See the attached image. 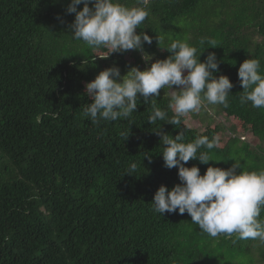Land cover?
I'll return each mask as SVG.
<instances>
[{
	"label": "trees",
	"instance_id": "obj_1",
	"mask_svg": "<svg viewBox=\"0 0 264 264\" xmlns=\"http://www.w3.org/2000/svg\"><path fill=\"white\" fill-rule=\"evenodd\" d=\"M70 3L0 0V264H264L259 239L212 238L187 212L150 210L161 185L171 190L181 183L178 167L164 166L154 131L161 127L175 137L184 126L151 125L143 97L129 120L91 123L83 111L93 102L86 84L107 68L117 66L123 76L145 62L137 50L110 54L74 40ZM149 10L136 31L153 37L144 44L153 63L171 55L158 36L165 44L186 41L198 59L203 52L201 62L214 52L216 77L234 85L229 107L219 105L216 114L225 121L202 109L209 120L203 131H185V142L219 133L221 147L211 154L226 162L196 159L185 166H198L204 175L209 166L230 168L235 157L247 171L264 170V108L241 105L238 78L249 58L260 61L264 75V0H150ZM202 38L216 47L201 44ZM156 99L167 110L164 95ZM131 162L137 171L125 174Z\"/></svg>",
	"mask_w": 264,
	"mask_h": 264
},
{
	"label": "clouds",
	"instance_id": "obj_2",
	"mask_svg": "<svg viewBox=\"0 0 264 264\" xmlns=\"http://www.w3.org/2000/svg\"><path fill=\"white\" fill-rule=\"evenodd\" d=\"M149 3L150 0H136L135 6L127 7L119 0H71L67 6V13H75L69 25L74 40L82 41L93 50L106 48L110 54L137 50L142 53L145 64L150 63L143 71L132 66L123 76L117 66L101 71L85 86V94L93 102L84 107V115L93 125L101 121L129 120L143 97L145 104L150 103L147 121L151 125H156L157 121H166L177 128L183 125L184 130L175 137L163 132L161 127L154 131L161 138L164 166L178 167L181 183L171 190L161 185L150 210L162 216L176 213L177 209L181 215L187 212L191 222L212 238L235 234L239 239H259L264 243V220L259 219L264 207V170L247 171L235 157L231 158L235 162L230 168L209 166L204 175L198 166H185L196 159L202 164L225 161L211 154L212 149L221 147L219 133L211 139L197 135L191 142H185V131L191 128L189 114L199 113L209 105L229 107L228 96L234 85L225 75L216 77L220 62L214 52L201 62L203 52L198 59L197 48L186 41L169 39L165 44V38L158 36L161 50L171 55L153 63V56L144 50V44L151 45L153 37L136 31L150 14ZM81 4L84 5L82 10H78ZM205 42L216 47L215 40L202 38L200 41ZM238 78L244 89L239 97L241 105L250 103L253 108H264V75L260 73V61L246 59L238 69ZM161 89L168 101L167 110L156 104ZM168 110L172 112L171 117ZM121 135L126 139L129 136L125 132ZM137 168L138 164L131 162L125 174L134 175ZM241 168L243 171H238Z\"/></svg>",
	"mask_w": 264,
	"mask_h": 264
},
{
	"label": "rangeland",
	"instance_id": "obj_3",
	"mask_svg": "<svg viewBox=\"0 0 264 264\" xmlns=\"http://www.w3.org/2000/svg\"><path fill=\"white\" fill-rule=\"evenodd\" d=\"M149 65L150 64H147V65L144 64L143 66H139V68H140L141 71H143V70L146 69V67H150ZM128 69L130 70V68H128ZM129 70H127V71H129ZM160 94L165 95L164 89H161L160 90ZM206 109L209 112V114L211 116H213V119L215 121L216 120H218V121H225L224 118H221V116L216 115V114H219L220 115V113H221L220 112L221 109H220L219 105H213L212 107L207 106ZM201 116H204L202 114V111H200L199 113L189 114V116H188V120H189V123L191 124V126H193L195 129H197L199 131H203L204 125L206 123H208V121H209L208 118H205V120H204ZM216 116H218V117H216Z\"/></svg>",
	"mask_w": 264,
	"mask_h": 264
}]
</instances>
